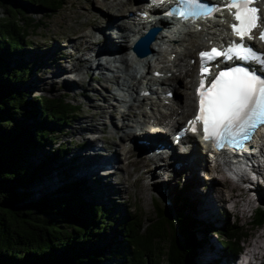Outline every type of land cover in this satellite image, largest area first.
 Segmentation results:
<instances>
[{
    "label": "trees",
    "instance_id": "obj_1",
    "mask_svg": "<svg viewBox=\"0 0 264 264\" xmlns=\"http://www.w3.org/2000/svg\"><path fill=\"white\" fill-rule=\"evenodd\" d=\"M25 4L56 10L63 0H0L6 10L0 18V264H112L113 258L120 259L116 264H196L202 248H209L211 232L223 239L224 256L236 259L253 228L264 224V201L257 204L247 228L230 215L220 225L204 224L186 212L197 209L186 197L175 214L154 203L153 217L126 213L111 223L107 207L85 196V180L33 198L30 186L40 183L55 156L72 149L58 143L49 150V160L39 163L31 162L32 155L56 144L61 127L81 107L67 95L38 100L16 88L15 83L28 78L29 67L17 56L27 51L29 41L31 19L24 17ZM113 225L114 237L96 246Z\"/></svg>",
    "mask_w": 264,
    "mask_h": 264
},
{
    "label": "rangeland",
    "instance_id": "obj_2",
    "mask_svg": "<svg viewBox=\"0 0 264 264\" xmlns=\"http://www.w3.org/2000/svg\"><path fill=\"white\" fill-rule=\"evenodd\" d=\"M98 1L99 0L94 1L93 4L98 3ZM88 2L89 0H63L62 7L56 10H46L41 9L38 6H31L25 4L26 10L24 13V17L27 20L31 19V27H28L27 30L29 33V41L27 42L28 45L26 46L27 51L22 50L18 53L17 56L18 58H21L22 62H25V64L28 65V78L24 82L20 81V83H15V85H17L16 88L27 93L31 99L38 100L43 97H56L60 95H67L69 101H71L73 104H79L81 107L78 116L76 118L71 119L69 124L61 127L60 131L57 133L60 138L58 139L59 141L56 142V144L54 143V145L45 146L46 150H41L40 148V150L36 151L32 155L31 162L39 163L44 160H49V156H51L49 150H54L57 147L58 143L63 142L65 143V145L67 144V146L72 149L69 151L70 154H67L66 156L62 157L57 155L52 161L50 160L52 163L51 167L50 169H47V172L44 173L42 178L38 180L40 181V183L33 184L30 186L31 190L33 191L34 199H37L43 194L49 193L50 191L61 188L65 183L73 182L76 180H85L86 178L83 179L82 177H77L80 175H78V173H73L72 170L70 171L71 168H67V166L70 165L72 167V164L77 165L78 163H80V161L76 160L77 158H75L74 160L73 158L76 157L79 152H87L84 149H87L90 145H93V149H100L99 147H102V151L109 153L111 156L114 154L115 151L119 150V152H121L122 157V152L124 153L128 151L127 145L125 147L123 144L125 143V141H122V139L120 138V134L122 133L121 127L124 129H128L127 127L131 126V124L127 125V127L124 126L131 120H127V122L122 120V112L123 110L127 109L120 107L122 101L121 99H116V97L112 98L113 95H111V92L108 93L105 84L109 83L107 81V76L112 75V71L114 72L119 69L120 72L118 73L121 74L120 80L123 81L124 79L131 80V75H133L134 73L133 69L138 73H141L142 70H146L147 68L144 67L143 63H137L136 61L134 64L138 65L137 69H135L134 67L125 66V64L127 63L121 60L122 56L111 55L113 59H119L120 61H112V58H109V64L111 66L110 68H105V66H102V68H100V70L96 72L95 65L97 63L95 62V64L93 65V69H85L84 77L88 82L89 86V88H87L88 86H83L84 81H81L80 75H76L77 78H80L78 83H76L75 80L70 77L69 73H67V69L75 63H80L83 67H90L91 64L96 61L94 51L91 54H84V56L78 52L73 57L74 59L70 60L64 59L63 56H60L63 54L57 53L59 48L68 52L70 50H74V45L80 43L79 41H72L68 49V40L70 39V37L73 36L78 38V36H80L81 31L85 30V32H87L97 27V29H99L100 25L97 23V21L98 19H100V17H103V15H105V12L100 7H98V5L93 9V11H88L89 13L86 15V17L83 16L81 12H76V10H78V5H81L82 3L87 4ZM89 5L92 7L94 6L92 5V3H89ZM5 12L6 10L4 9V7L1 6L0 18L5 16ZM125 12L126 14L130 13V11L126 10ZM126 14H123L121 17H126L128 15ZM32 20H34L33 23ZM122 28L123 26L120 27L118 31H123ZM111 29L106 28V30L109 31L108 36H111V39H113L116 43H118V45H121L123 47V49H120V51H122L120 52L121 55L125 56L126 51L127 55L129 56L128 50L130 48V45L132 43H135L137 39V37L135 38V32H132L127 29L125 30L126 33L123 34V37H118V39L123 41H116L113 36V33L114 35H116V33L113 32L111 34ZM92 35L95 36V34L93 33ZM97 35L106 37L102 34V31H99ZM88 40H90V38ZM88 40H86V42H89ZM84 43L82 44V47L85 46ZM154 44L155 42H151L149 47L151 48V46ZM97 52L99 51L97 50ZM151 56L152 54H150V57ZM103 58H101L99 61L105 63V57ZM53 61H56V63H54H58V65H60L63 70L55 73L51 72V74L47 73L46 70L48 68L51 70H55V68H53V66L55 67ZM12 64L14 65L15 63L13 62ZM180 68L181 72H184V78H182V82L179 83L182 84L180 89L188 91L193 95L194 78L196 72L194 70L193 74L189 76L187 75L190 71L188 70L189 67L184 68L180 66ZM94 71L95 73L93 74ZM102 71H104V76L100 77V73ZM38 77L45 80V84L42 85L40 88L39 86H37L39 84ZM96 78L100 79L96 80ZM115 79L116 78H114V80ZM65 80L68 81V84L65 83ZM114 80L111 82H114ZM188 82H190L189 87L183 86V83L185 84ZM118 86L119 84L111 86V90L116 93H120L118 90ZM108 95L110 97H108ZM178 95L180 96L179 89ZM104 96H107L109 100L111 99L110 101H112L115 105H117V107L120 108L118 111L114 110L112 116L103 108V106L106 104L103 101ZM185 96V93L181 94V98L183 97V99H185ZM148 101L150 100L147 99L145 103H148ZM145 103L143 104V108L148 109L149 106ZM161 109L164 110L163 107ZM135 111H137L138 114L140 113V110L137 109V107H135ZM192 112H194V104L193 110H191V113ZM188 115L186 117H188ZM86 117H89L88 121H85ZM136 117L139 120L143 119L142 114ZM169 117L171 116H167V118ZM182 117L183 116H181L180 118ZM186 117H184V121ZM172 119L175 120L174 117ZM104 121L106 122L105 125L107 126H104ZM116 124L119 128L116 127ZM116 129L119 130L117 131V133L109 132L110 130L116 131ZM141 132L142 131H138V133ZM104 135L105 139L103 138ZM168 138L170 143H173V132ZM96 139L98 140V142L95 145ZM189 144H191V142ZM104 145H107L108 149H106ZM177 150H179V153L181 154V151L184 150V147L177 146ZM143 155L144 152H140L139 154H137L136 157L133 156L132 161L134 163L130 165L128 164L129 161L128 159H126V156L123 155V166L115 170L114 174L112 173L110 176L106 170L102 171L104 170V168L100 170V173L102 172L103 174H100L99 172H91L90 174H88L91 180L89 178L87 180L90 182L93 181L92 184L94 183V186L88 183L89 190L85 193V196L93 200L94 202L107 207L109 214H111L109 216L111 223H117L118 220L121 219L122 215L126 213L137 214L138 212H141L143 219L153 217L155 216L156 212L154 203H158L160 205L162 204L168 209L174 211L175 214V211L178 210L177 208H180L182 205L181 198L186 197L187 201L191 204L196 205L197 208L195 211L187 210L186 212L194 214V216L202 220L204 224L209 225L210 223L214 222V224L220 225V222L230 215L232 219L238 218L240 220V224H242L243 226L247 228L252 227V224L250 222L253 218V215L249 212L250 208L246 205L242 206V199L239 197L244 196L243 198L245 199L243 201L248 202L249 193L245 191L240 192L237 190L235 192L237 194L236 199V194L233 195L228 188V182L225 181V178L220 172L216 173L213 171L212 165L208 164L204 167L198 166L199 173L192 171V173L189 174L190 176L188 175V173H183L182 175H175V177L173 178H167L166 173H164L166 172V170H164L163 168L155 171V174H149L148 167L137 165L136 162L141 163L145 161L142 158ZM165 161L167 160L165 159ZM202 161L206 164L205 158H202ZM168 167H170V169L168 170L170 171L172 167L169 165ZM108 169L113 170L111 168ZM100 176L101 179H99ZM115 177L116 182L114 181ZM214 177H217L219 180L221 179V182H216V179H213ZM165 179L168 184H161V182ZM112 181L115 184L110 189L109 184L112 183ZM117 181H120L121 184L117 183ZM159 183L160 186L162 185L167 188L172 204L170 207L163 203L161 199L154 193V189L156 188L155 186H159L156 185ZM98 184H101V188L99 191L100 193L95 188V186ZM125 189H127L128 191H126ZM197 190L200 195H203L205 197L208 196L210 192H213V196L221 202V206L219 209L214 208L213 215L209 216L208 214L201 212V198L197 196ZM259 190L260 193H255L254 195L255 199L262 197L264 198V185H261ZM193 194H195L197 197ZM233 198L235 199L232 200ZM230 200L232 201L230 202ZM114 227V225L112 228L108 227L104 232H102V235L97 240L96 246L99 247L105 245L109 242L111 238L114 237ZM252 234L253 236L249 240L250 242L259 241L264 245V224L253 228ZM199 236H202L201 232L199 233ZM208 238L209 241L207 246L209 248H202V250L200 251L201 258H197L196 264H203L204 260L208 261L204 264H210L209 260H213V258L210 257L212 250L217 253L216 257H220L221 259L224 258V249L222 244L223 239L219 237L216 233L212 234V232L211 235L208 236ZM118 262H120V259L113 258V260H111L112 264H116Z\"/></svg>",
    "mask_w": 264,
    "mask_h": 264
},
{
    "label": "bare ground",
    "instance_id": "obj_3",
    "mask_svg": "<svg viewBox=\"0 0 264 264\" xmlns=\"http://www.w3.org/2000/svg\"><path fill=\"white\" fill-rule=\"evenodd\" d=\"M94 1H96V0H89V2L87 4L82 3L81 5H78V10H76V12L79 11V12H81V14H83V16L86 17V15L89 12L93 11V9L95 7H97V5H98V7H100L105 12V15H103V17H100L101 20L98 19L99 22L97 21V23L100 25L99 29H97L98 28L97 27V28H93L87 32H85V30L81 31L80 36H78V38L73 37V36L70 37V39L68 40V49H69L72 41H77V42L79 41L80 42V43L74 45V47H73L74 50H70L68 52L66 50L59 48L57 51L58 54L59 53L63 54L60 56H63V58L66 60L67 59H69V60L74 59L73 57L78 52L84 56V54H87V53L91 54L94 51V56H96V61H94V63H92L90 67L89 66L83 67L82 64L75 63L74 65H71L67 69V73H69L70 77L73 78L76 83H78V81L80 79V78H77L76 75L81 76V81H84L83 86H88V82L86 81V79L84 77V73H85L84 71H85V69L87 70V68L93 69V65L95 64V62L97 63L95 65V67H96L95 69L97 72L98 70H100V68H102V66H105V68L111 67L109 64V58L110 59L112 58L111 59L112 61H114V60L116 62L120 61L119 59L118 60L113 59V57L111 55L122 56L121 60L124 61L125 63H127V64H125V66L138 67V65L134 64L135 62L131 61V59L127 55L126 51H125V53H126L125 56L120 54V52H122V51H120V49H123V47L121 45H118V43H116L113 39H111V36H108L109 31H107L106 28H108V29L112 28L111 29L112 32L110 31L111 34L113 32L116 33V35H114V33H113L114 39H116V41L117 40L123 41V40L118 39V37H123L124 36L123 34L126 33L125 30H127V29L132 31V32H135V38L136 37L142 38V37H144L143 36L144 31L143 30H146L145 24L147 23V21L146 20L144 21V18L142 17L141 12H148L149 11L147 8V4H146L147 0H99L98 1L99 4L98 3L93 4ZM89 3H92V5H94V6L93 7L90 6ZM125 10L130 11L129 14L127 13L129 16L126 14ZM123 14H126L128 17L127 16H126L127 18L121 17ZM71 15H73V14H71ZM165 20L166 21H163V22H167V19H165ZM124 21H126V22H124ZM122 26L125 29L122 28L123 31H121V30L118 31L120 29V27H122ZM217 26H218L217 31H214V32L206 31V34H209V37L207 40L203 39V37H202L203 33L196 31L195 28H190L189 31L187 33H185L184 37H182V36L180 37L179 35L176 37L175 35H177V34H175L174 31H171V35H173V37L175 36L174 39L171 41L172 45H175V46L171 47V48H170V46L169 47H167V46L161 47L160 46L161 42L165 38V35L164 34L162 35V32L156 33L157 34L156 35V41H155V44L151 46V48L149 47V45L151 44L152 41L148 45V49H150V52L147 51L148 50L147 48L145 49V47H143L145 44H143L140 40H137V44H136V41H135V43H132V44H136V46L139 47L140 50L143 47L141 50L143 52L142 54H139V52L136 51L139 54V56H141V58L136 59V62L143 63L144 67L148 68L149 73L147 75H150L149 80H152L153 82H155V84L161 85V87L163 88V91L166 94L163 95L161 93L160 89H158L156 91V93L160 94V95H158V97L160 96L161 98H159V100L156 102H152L153 101L152 100L148 103H145V104H149V103L151 104V107L153 109L152 115L148 109L143 108L144 101H146V99H148L149 97H143L137 101V102H139L138 107L141 108V114H143L142 116L144 117L143 122L137 120L136 115L138 116V112L135 111L134 104L130 103L129 105H127L128 106L127 110L123 111L122 120L123 121L131 120V121H129V123L124 125L125 127H127V125L131 124V129L130 130H127V129L124 130V128L121 127L122 133L120 134V138L122 139V141H125V143H123L124 146L126 147V145L128 143L130 148L127 152H124V153L122 152V157H121V152H119V150L115 151L114 154L111 156L109 153L102 151V147H99L100 149H96V148L93 149V145H90L87 149H84L87 152H85V153L79 152V154H77L76 157L73 158V160L75 158H77L76 160L80 161V163H78L77 165L72 164V167L70 165H68L67 168H71L70 171L72 170L73 173H78V175H80V176H77V177H82L83 179L86 178L85 181H87L89 184H92L93 181L90 182L87 180L89 178L88 174H90L91 172H99L100 173V170L102 168H104V170H102V171L106 170L110 176L112 173L114 174L115 170H117V169H119V167L121 168L123 166V162H122V160L124 159L123 155L126 156V159H128V161H129L128 164L130 165V164L134 163L132 161V157L133 156L136 157L137 154L142 152V150L144 148L148 147L145 150L148 149L150 152H153V154L152 155L150 153L145 154V157L142 156V158L145 161L141 162V163L136 162V164L139 166L148 167V173L149 174H155V171H157L162 166H165V167H163L164 170L170 169V167H168V165L170 166V163L165 161V157H164V151L166 149H169L176 158L183 159V161L187 163V165L184 166L183 171H187L188 175L190 173H192L193 170L196 173H199L198 168L200 166L204 167L206 165L205 162L202 161V157H204L203 151L201 150V148L199 146H197L199 143V139H197L195 137L194 147L188 143L185 144L183 146L184 150L181 151L182 153L180 154L179 150H175V147H173L174 143H172V142L170 143L168 137L172 134V132L174 134L175 130H177L178 128H180L183 125L184 117H186L188 115V113H189L188 117L190 116L191 110H193V104H194V110H195V98L192 95V93H190L188 91H184L183 89H180L182 84H179V83L182 82L181 80H182V78H184V72L183 71L181 72L180 66L184 67V68L189 67L188 70H190V71L187 74L189 76H191L193 74L194 70L197 73L196 67L193 64H191V62H190L193 57H195V58L197 57V51H199L201 48H204L205 46H207V42L211 39H219L220 37L228 36L229 28H228L227 24H224V22H222L221 24H217ZM99 31H102V34L106 37L98 36L97 33H99ZM92 33L95 34V36H93ZM127 36H128V34H127ZM89 38H90V40H88ZM86 40H88L89 42H86ZM83 43L85 44V46L82 47ZM132 44L130 45V47L132 46ZM97 50L99 52H97ZM145 50H146V53H145ZM147 52H148V54H147ZM174 53H176V57L174 60H172L171 58H172V55ZM150 54H152L151 57H150ZM79 57H81V56H79ZM103 57H105V63H103L102 61H99ZM153 59H154V62L156 64L155 66L153 64ZM170 61H172L173 64H170ZM54 62L56 63V61H53V64L55 65V67L53 65L52 66H53V68H55V70H51L48 68L46 70L47 73L51 74V72L55 73V72L63 70V68L60 65H58V63L55 64ZM51 64H52V62H51ZM125 68H127V67H125ZM151 68L153 69V71H150ZM173 68L176 69L174 71V73H173V70H174ZM135 69H137V68H135ZM156 70L161 71V72H166V73L171 72L172 76L171 77H167L166 75L160 76V77L152 76ZM118 72H120L119 69L117 71H114V72L112 71V75L107 76V81L109 83L105 84V86L107 88L106 90H108V93L111 92L112 93L111 95H113L112 98L116 97V99L118 98V95H120V93H115L114 91H112L111 86L119 84V86H122L120 88L123 90L124 95H126L125 91H124V87H127L128 85H130V84H128V85L125 84L124 81L121 82V80H120L121 74ZM94 73H95V71L93 72V74ZM100 75H101L100 77L104 76V71H102L100 73ZM80 76H78V77H80ZM136 77L137 76L133 77V79ZM114 78H116V79L114 80ZM99 79L100 78H96V80H99ZM113 80H114V82H111ZM38 81H39V84L37 86H39V88L45 84V80L41 79L40 77H38ZM65 81H66L65 83L68 84V81L67 80H65ZM131 86H132V88H134V87H136V84L132 83V85H130V87ZM183 86L189 87L190 82L185 83V84L183 83ZM165 87L167 88V90L166 89L164 90ZM87 88H89V86ZM178 89L180 91V96L178 95ZM169 90H175L176 95L173 98V100L166 96L167 92ZM136 93H137V96H141L139 94L140 91L139 92L136 91ZM183 93L186 94L185 99H183V97L181 98V94H183ZM108 97H110V96L108 95ZM108 97L104 96L103 101L106 104L103 106V108L105 109L106 112H109V114H111V116H112L113 111L114 110L118 111L119 107H117V105H115L112 101H110L111 99L109 100ZM106 98H107V100H106ZM135 100H137V99H135ZM124 101H126V99ZM167 101H170V103H166ZM164 102L166 105L164 104ZM160 106L161 107L162 106L168 107L169 113H165L164 111H162L160 109ZM189 110H190V112H189ZM167 116H171V117L167 118ZM181 116H183V117L180 118ZM173 117L175 118V120L172 119ZM88 118L89 117H86L85 121H88L89 120ZM130 122H132V123H130ZM151 122H153L155 128L161 127V128H165V130H163V132H161V133L157 132V131L156 132L152 131L148 127ZM105 124H106V122L104 123V126H107ZM142 124H144V125L141 126ZM116 127L119 128L117 126V124H116ZM104 129H106V128H104ZM117 131H119V130H117V129H116V131L110 130L109 132H112V133L116 132L117 133ZM138 131H142V132L138 133ZM103 138L105 139V135L103 136ZM141 138H142V140L147 141L148 144L140 143L139 139H141ZM160 141H163L164 145L166 147H165V149H163V151L158 152V151H156V148H158L156 145L158 143H160ZM259 141H260V139H258V142ZM97 142H98V140L96 139L95 145L97 144ZM199 145H200V143H199ZM104 147L106 149H108L107 145H104ZM125 151H126V148H125ZM155 155H158V156L153 158ZM186 155H188V156H186ZM103 161H104V163H103ZM170 162L172 163V160H170ZM189 163L193 164V166L191 168H190ZM188 167L190 169H188ZM108 168H111L113 170H109ZM100 174H103V173L101 172ZM198 178H199V176H198ZM99 179H101V176L99 177ZM213 179H216V182H221V179L219 180L217 177H214ZM114 181L116 182V177L114 178ZM117 183L121 184L120 181H117ZM114 184L115 183L112 181V183L109 184V188L111 189L112 186H114ZM161 184L167 185L168 182L165 179L164 181L161 182ZM156 185L160 186V183L156 184ZM159 186H155L156 189L162 190V185L160 187ZM95 188L99 192L100 188H101V184L96 185ZM125 190L128 191L127 189H125ZM166 191H167L166 189H163L162 193L164 194ZM196 194L198 197L201 198V200H200L201 212L206 213L209 216H211V215H213L214 208H218V209L220 208L221 202L218 201L217 198H215L213 196V192H210V194L206 197L203 195H200L198 190H197ZM98 195H100V194H98ZM193 195H195V194H193ZM216 254L217 253L214 250H212L210 257L213 258V260H215L217 258Z\"/></svg>",
    "mask_w": 264,
    "mask_h": 264
},
{
    "label": "snow or ice",
    "instance_id": "obj_4",
    "mask_svg": "<svg viewBox=\"0 0 264 264\" xmlns=\"http://www.w3.org/2000/svg\"><path fill=\"white\" fill-rule=\"evenodd\" d=\"M186 10L180 15L205 16L219 11L218 7H209L200 0H184ZM256 0H228L226 7L235 9L231 28L243 41L251 38L254 30H260L264 39V19L261 8L254 6ZM202 60L201 76L210 72L206 66L216 57H233L258 60L264 64V56H258L252 47L244 43H234L225 51L216 47L200 52ZM206 83L208 86L206 87ZM199 95L198 114L190 121L191 131H197V123L203 124V138L214 139L223 147L225 143L242 147L244 141L252 139V134L264 125V75L257 74L247 67H231L220 71L210 81L202 78L197 89Z\"/></svg>",
    "mask_w": 264,
    "mask_h": 264
},
{
    "label": "water",
    "instance_id": "obj_5",
    "mask_svg": "<svg viewBox=\"0 0 264 264\" xmlns=\"http://www.w3.org/2000/svg\"><path fill=\"white\" fill-rule=\"evenodd\" d=\"M145 39H146L147 41H146ZM145 39L143 38L141 42H142L143 44H145L143 47H145V49H146V48L148 49V45H149L150 42H151V38H145ZM146 43H147V44H146ZM143 47H142V48H143ZM142 48H141V50H142ZM136 49L138 50L139 54H142V53H143L138 47H136ZM147 51L150 52V49H148ZM145 53H146V50H145ZM147 54H148V52H147Z\"/></svg>",
    "mask_w": 264,
    "mask_h": 264
}]
</instances>
